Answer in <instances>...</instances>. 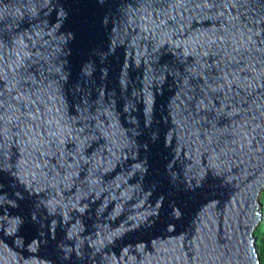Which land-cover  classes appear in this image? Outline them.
Segmentation results:
<instances>
[{"label":"water","instance_id":"water-1","mask_svg":"<svg viewBox=\"0 0 264 264\" xmlns=\"http://www.w3.org/2000/svg\"><path fill=\"white\" fill-rule=\"evenodd\" d=\"M262 193L264 0H0V264H261Z\"/></svg>","mask_w":264,"mask_h":264},{"label":"trees","instance_id":"trees-1","mask_svg":"<svg viewBox=\"0 0 264 264\" xmlns=\"http://www.w3.org/2000/svg\"><path fill=\"white\" fill-rule=\"evenodd\" d=\"M262 203L264 205V195L262 197ZM257 237L259 239V253L261 255V264H264V222L257 234Z\"/></svg>","mask_w":264,"mask_h":264},{"label":"rangeland","instance_id":"rangeland-1","mask_svg":"<svg viewBox=\"0 0 264 264\" xmlns=\"http://www.w3.org/2000/svg\"><path fill=\"white\" fill-rule=\"evenodd\" d=\"M264 195V193H262L260 195V198H262V196ZM258 211L260 212L261 215H264V205H259ZM262 249V247H261Z\"/></svg>","mask_w":264,"mask_h":264}]
</instances>
